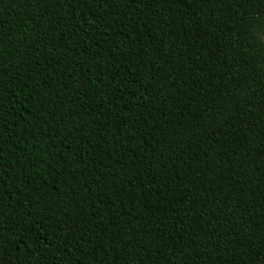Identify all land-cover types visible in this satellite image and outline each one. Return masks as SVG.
Segmentation results:
<instances>
[{
	"label": "trees",
	"instance_id": "trees-1",
	"mask_svg": "<svg viewBox=\"0 0 264 264\" xmlns=\"http://www.w3.org/2000/svg\"><path fill=\"white\" fill-rule=\"evenodd\" d=\"M0 264H264V0H0Z\"/></svg>",
	"mask_w": 264,
	"mask_h": 264
}]
</instances>
